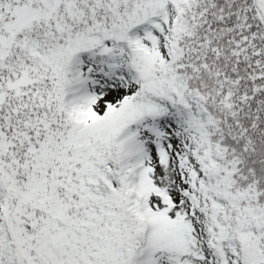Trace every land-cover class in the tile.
<instances>
[{
    "label": "snow or ice",
    "instance_id": "1",
    "mask_svg": "<svg viewBox=\"0 0 264 264\" xmlns=\"http://www.w3.org/2000/svg\"><path fill=\"white\" fill-rule=\"evenodd\" d=\"M0 264H264V0H0Z\"/></svg>",
    "mask_w": 264,
    "mask_h": 264
}]
</instances>
